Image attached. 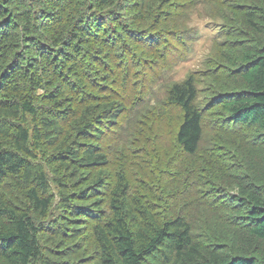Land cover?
Here are the masks:
<instances>
[{"label":"trees","instance_id":"trees-1","mask_svg":"<svg viewBox=\"0 0 264 264\" xmlns=\"http://www.w3.org/2000/svg\"><path fill=\"white\" fill-rule=\"evenodd\" d=\"M146 1L0 0V264L84 260L89 229L82 228L83 219L101 212L98 198L104 188L91 172L107 164L95 144L98 125L115 123L123 111L117 96L93 94L101 82L96 61L111 60L115 50L138 67H145L146 55L163 62L168 49L163 37L171 33L156 28L169 21L168 13L158 22L162 13L156 9L150 24L155 28L131 30L134 15H141L136 6ZM254 9L258 23H246L264 32V7ZM125 11L135 14L124 18ZM132 34L138 36L135 48L124 46L123 39ZM249 57L235 72L245 87L220 103L233 124L264 133V47ZM163 64L169 66L167 60ZM153 70H145L148 78L142 82L150 85L161 77ZM196 99L191 77L166 94L167 103L181 112L174 136L186 155L195 154L202 139ZM238 190L250 234L264 239V196ZM109 209V219L94 228L96 264H264L255 255H229L195 242L182 218L159 219L164 216L130 198L123 179L110 190ZM54 212L60 216L53 223H36V216Z\"/></svg>","mask_w":264,"mask_h":264},{"label":"rangeland","instance_id":"rangeland-1","mask_svg":"<svg viewBox=\"0 0 264 264\" xmlns=\"http://www.w3.org/2000/svg\"><path fill=\"white\" fill-rule=\"evenodd\" d=\"M136 7L135 12H141L132 21L135 28L131 30L136 33L155 28L150 24L156 9L162 13L158 22L164 21L163 12L168 13L166 27L156 30L171 33L163 37L170 50L166 49L162 63L146 55L145 67L115 50L106 60L109 64L96 61L101 82L93 94L103 99L117 96L123 111L115 123L98 125L101 135L95 144L107 164L91 176L104 184L98 198L101 212L83 219L82 228L90 231L79 264H96L100 253L94 228L111 215L109 194L118 179L126 182L130 198L164 216L159 219L182 218L195 242L229 255L264 260V239L250 234L248 209L241 204L238 190L264 196V187L260 188L264 185V133L254 126L233 124L220 103L224 95L245 87L235 72L264 47V32L246 23L248 19L258 23L254 8H263L264 0H147ZM146 8L151 9L146 12ZM130 14L135 13L125 11L123 16ZM130 38L123 39V44L135 48L138 36ZM165 60L169 66L163 64ZM150 66L161 77L148 85L142 81L148 78L145 70ZM187 77L193 79L195 104L204 121L201 143L193 155L184 154L175 144L181 112L166 101L171 85ZM58 216L54 212L45 218L36 216L35 221L50 224Z\"/></svg>","mask_w":264,"mask_h":264}]
</instances>
